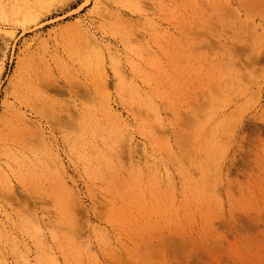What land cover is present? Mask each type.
Returning a JSON list of instances; mask_svg holds the SVG:
<instances>
[{
  "label": "rangeland",
  "instance_id": "1",
  "mask_svg": "<svg viewBox=\"0 0 264 264\" xmlns=\"http://www.w3.org/2000/svg\"><path fill=\"white\" fill-rule=\"evenodd\" d=\"M0 264H264V0H0Z\"/></svg>",
  "mask_w": 264,
  "mask_h": 264
},
{
  "label": "snow or ice",
  "instance_id": "2",
  "mask_svg": "<svg viewBox=\"0 0 264 264\" xmlns=\"http://www.w3.org/2000/svg\"><path fill=\"white\" fill-rule=\"evenodd\" d=\"M237 127L239 128V125H237Z\"/></svg>",
  "mask_w": 264,
  "mask_h": 264
},
{
  "label": "bare ground",
  "instance_id": "3",
  "mask_svg": "<svg viewBox=\"0 0 264 264\" xmlns=\"http://www.w3.org/2000/svg\"><path fill=\"white\" fill-rule=\"evenodd\" d=\"M45 1V0H44Z\"/></svg>",
  "mask_w": 264,
  "mask_h": 264
}]
</instances>
